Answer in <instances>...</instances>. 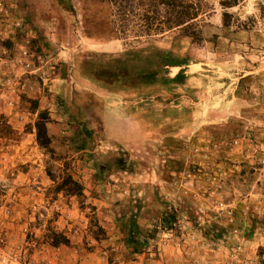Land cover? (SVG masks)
Instances as JSON below:
<instances>
[{
	"label": "rangeland",
	"instance_id": "374dc122",
	"mask_svg": "<svg viewBox=\"0 0 264 264\" xmlns=\"http://www.w3.org/2000/svg\"><path fill=\"white\" fill-rule=\"evenodd\" d=\"M204 3L137 37L108 0H0V264H264V0Z\"/></svg>",
	"mask_w": 264,
	"mask_h": 264
},
{
	"label": "trees",
	"instance_id": "16d2710c",
	"mask_svg": "<svg viewBox=\"0 0 264 264\" xmlns=\"http://www.w3.org/2000/svg\"><path fill=\"white\" fill-rule=\"evenodd\" d=\"M108 1L113 7V23L119 36L128 32L137 37H154L176 30L188 32L195 21L207 12L204 0ZM112 68H108L109 74L113 72ZM92 76V80H99L94 74Z\"/></svg>",
	"mask_w": 264,
	"mask_h": 264
},
{
	"label": "crops",
	"instance_id": "0c3cea01",
	"mask_svg": "<svg viewBox=\"0 0 264 264\" xmlns=\"http://www.w3.org/2000/svg\"><path fill=\"white\" fill-rule=\"evenodd\" d=\"M108 79L107 89L109 90L110 96L107 97L108 107L106 119L109 121L108 123L120 122L123 118L130 116L132 111L131 101H122L120 95L135 87L136 78L129 73L114 71L110 73ZM107 132L109 139L116 142L115 139L119 138L116 134L118 131L109 129ZM4 198H6L5 204L0 199V236L9 238L11 233L18 229L21 223H24L23 214L25 213L26 200L24 196L20 198L16 196V201L13 202L14 204H9L8 206L7 202L11 200V195H5Z\"/></svg>",
	"mask_w": 264,
	"mask_h": 264
}]
</instances>
